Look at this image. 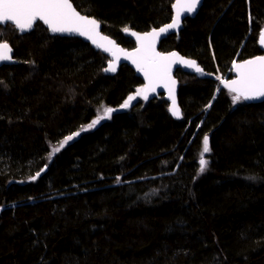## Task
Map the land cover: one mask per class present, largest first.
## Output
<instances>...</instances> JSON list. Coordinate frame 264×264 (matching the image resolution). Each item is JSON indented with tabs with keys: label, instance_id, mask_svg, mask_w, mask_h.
Masks as SVG:
<instances>
[{
	"label": "trees",
	"instance_id": "16d2710c",
	"mask_svg": "<svg viewBox=\"0 0 264 264\" xmlns=\"http://www.w3.org/2000/svg\"><path fill=\"white\" fill-rule=\"evenodd\" d=\"M71 1L126 48L125 28L169 22L174 2ZM263 26L264 0H204L159 49L229 79L263 53ZM0 42L16 59L0 66V264H264V101L177 70L179 119L139 94L82 131L143 89L135 72L106 73V55L41 22L0 26Z\"/></svg>",
	"mask_w": 264,
	"mask_h": 264
},
{
	"label": "snow or ice",
	"instance_id": "6c2138e0",
	"mask_svg": "<svg viewBox=\"0 0 264 264\" xmlns=\"http://www.w3.org/2000/svg\"><path fill=\"white\" fill-rule=\"evenodd\" d=\"M200 0H185L183 11L191 14L193 13ZM180 10L177 11L172 23L168 24L159 31L145 33L142 36L136 35L140 42V47L132 53H124L125 58L131 59L137 65L139 71H143L145 78L149 81L143 89H138L137 94H143L147 99V92L154 90L155 81L165 80L171 81L169 75L170 65L176 60L186 64L189 67H195L197 72L202 70L196 66L194 61L182 60L176 53H171L167 56L160 55L155 51V41L161 33L168 31V29L178 27L180 23ZM36 21H42L47 25L51 33H77L81 36H87L98 47H103L104 51L115 49L116 52H122V49L116 48L113 41L105 36H101L97 31L99 24L95 19L87 18L78 14L69 0H0V24L13 22L15 27L20 31H28L34 27ZM124 31H128L127 28ZM104 41L109 47H104L103 44H98L97 41ZM261 42L264 43V31L261 32ZM11 49L7 43H0V61L9 60L11 57L8 53ZM234 68L237 72V79L232 81H223L226 88L235 95L232 97L233 103L240 99L248 100L255 97H264V56L257 57L253 60H246L243 63L233 62ZM115 65L110 63L105 71H115ZM220 79V77H217ZM171 83H175L171 81ZM135 99L134 96H129L122 107H128L129 103ZM173 115H178L179 110L175 107L173 102ZM114 111L112 108H104L103 115H98L86 127H82V131H87L93 128L100 120L110 117ZM79 135L78 132L73 133L64 138L58 148L53 149V154L60 151L68 141L72 140L74 136ZM202 151L207 153L210 151L207 135L203 139ZM207 161L200 159V172L205 171ZM43 171V169H41ZM40 173H37L39 176ZM35 179V177H33ZM119 180V177L117 178Z\"/></svg>",
	"mask_w": 264,
	"mask_h": 264
},
{
	"label": "water",
	"instance_id": "95a60500",
	"mask_svg": "<svg viewBox=\"0 0 264 264\" xmlns=\"http://www.w3.org/2000/svg\"><path fill=\"white\" fill-rule=\"evenodd\" d=\"M203 1L204 0H200L199 4L197 5L196 10L193 13L189 14V13L183 11V6H184L185 0H174V2L172 4V18H171V20L169 22H167V23H165V24H163V25H161L159 27H153V28H151V29H149L147 31H137V30L128 28V31L127 32L124 31V35L127 36V37H129L134 42V47H132V48H126L123 45L119 44L113 37H111L110 35L104 33L102 31L100 22L96 18H94L93 16H90V15H86V14L81 13L73 5L72 1L69 0V2L73 5L74 10L78 14H80L81 16L87 17V18L95 19L98 22V24H99V27L97 29V31L99 32V34L101 36H105L108 39H110L111 41H113L114 44H115V46H116V48L122 49L123 50L122 52H116L115 49H111V46L108 45L106 42L99 41L98 40L97 41L98 44H103L104 47H109L111 49L110 51H104V48L103 47H98L97 44H94L92 42V40H90V39L87 38V36H81V35H79L77 33H51L48 30L47 25H45L42 21H36L34 23V26H35V24L37 22H41L46 27V29L48 30V32H49L50 35H59V36H67V37H78V38L84 40L85 42L89 43L91 45V47H93L95 50H98V51L102 52L104 55H106L108 57V62L106 64L105 69L109 67V64L110 63H112V64L115 65V69H116L115 71H105L106 73H108V74H114L122 65H127L142 80L143 88H144V86L146 84H148V82H149L145 78L144 72L143 71H139L137 69V65L134 64L131 59L125 58V55H124V53H132L137 48L140 47V42L137 40L136 35H132V33H136L137 35H141L142 36L143 34L152 32L153 30L159 31V29L164 28L168 24L172 23L173 18L177 14V11L180 10V16H181V18H180V23H179L178 27L172 28V29H168V31L160 34V36L155 41V51L157 53H159L160 55H163V56H167V55H169L171 53H176L177 56L179 58H181L182 60L194 61L195 64H196V66L199 67L202 71L201 72H197L195 67H189L186 64L180 62V60H176L175 62L171 63V65H170V71H169V75L171 77V81H174L175 83L173 84V83H171V81H165V80L155 81L154 90H151V91H148L147 92V99H146V100H152V99L159 98L160 96H162L163 99L168 102V109H169V112H170L171 116L174 117V118H176V119H179L181 117V108L179 106V101H178V91H179L180 83H179L178 78L175 75V72L177 70H181L183 72H186V73H189V74H193V75H196L198 77H202V78L208 77V78H213L214 80H216V76L214 74H209V73L205 72L204 69L194 59H192L190 57L183 56L182 54H180L176 50L161 51L159 49V44L168 35H171V34H179L180 31H181V29H182V27H183V21L186 18H188V17L195 16L196 13L198 12V10L200 9V7L202 6ZM6 24H11V25H13L15 27V24L13 22H7ZM6 24H0V26H5ZM17 30H18V32L20 34H25V33L31 31V30H28V31H23L22 32L19 29H17ZM262 31H264V26L262 27V29L260 31L259 38H258V42H259V45H260L261 49L263 50V53L258 54L256 56H253L251 58L242 59V60H236L234 62H236V63H243L246 60H253V59L257 58V57L264 56V43L261 42V32ZM0 43H6V42H0ZM9 47L11 49V52L8 53V55L11 58L9 60L0 61V66H2L4 64H14V63H16V59L13 56L12 47L10 45H9ZM230 70H231V75H232L231 78L225 79L223 81H232V80L237 79V72H236V70L234 68V64L231 66V69ZM221 84L224 86L223 83H221ZM226 89L228 90V88H226ZM143 97H144V95H143ZM245 101H247V102H254V103L255 102H262V101H264V97H255L253 99H248V100H245ZM173 102H175V107L179 110V114L178 115H173V112L171 110L172 107H173Z\"/></svg>",
	"mask_w": 264,
	"mask_h": 264
},
{
	"label": "rangeland",
	"instance_id": "374dc122",
	"mask_svg": "<svg viewBox=\"0 0 264 264\" xmlns=\"http://www.w3.org/2000/svg\"><path fill=\"white\" fill-rule=\"evenodd\" d=\"M220 75H221V77H220L221 80H223V79L225 80V79H226V77H223L221 73H220ZM138 95H139V94H137V93H136V94H132V95H130V96H134L135 99H133V100L129 103V106H130V105L136 100V98L138 97ZM128 97H129V96H128ZM127 99H128V98H127ZM127 99H126V100H127ZM126 100H124V102H125ZM124 102H123L120 106L114 107V108H112V109H114V111H118V110H121V109H125V107H122V105L124 104ZM129 106H128V107H129ZM126 108H127V107H126ZM114 111H113V112H114ZM63 140H64V139H63ZM63 140H62V141H63ZM62 141H61V142H62ZM68 142H69V141H68ZM59 145H60V144H59ZM65 145H66V144H65ZM56 148H58V147H56Z\"/></svg>",
	"mask_w": 264,
	"mask_h": 264
},
{
	"label": "bare ground",
	"instance_id": "6f19581e",
	"mask_svg": "<svg viewBox=\"0 0 264 264\" xmlns=\"http://www.w3.org/2000/svg\"><path fill=\"white\" fill-rule=\"evenodd\" d=\"M84 14V13H83ZM86 15H88V14H86ZM90 16H92V15H90ZM95 18V17H94ZM101 24V23H100ZM233 65V64H232ZM176 73V72H175ZM219 74L220 73H217V75H216V80H217V85H219V84H221V79H217V77H219ZM176 75V74H175ZM220 77H221V75H220ZM224 80V79H223Z\"/></svg>",
	"mask_w": 264,
	"mask_h": 264
},
{
	"label": "built area",
	"instance_id": "2783aa9c",
	"mask_svg": "<svg viewBox=\"0 0 264 264\" xmlns=\"http://www.w3.org/2000/svg\"><path fill=\"white\" fill-rule=\"evenodd\" d=\"M219 77H220V74H219Z\"/></svg>",
	"mask_w": 264,
	"mask_h": 264
}]
</instances>
